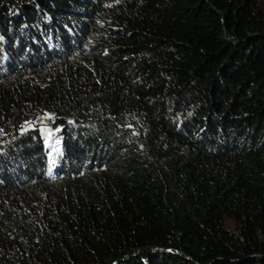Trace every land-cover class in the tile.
I'll return each mask as SVG.
<instances>
[{"label":"trees","instance_id":"obj_1","mask_svg":"<svg viewBox=\"0 0 264 264\" xmlns=\"http://www.w3.org/2000/svg\"><path fill=\"white\" fill-rule=\"evenodd\" d=\"M0 264H264V0H0Z\"/></svg>","mask_w":264,"mask_h":264}]
</instances>
